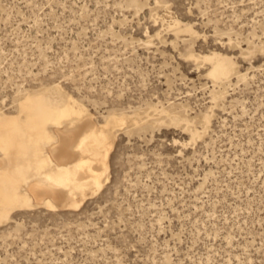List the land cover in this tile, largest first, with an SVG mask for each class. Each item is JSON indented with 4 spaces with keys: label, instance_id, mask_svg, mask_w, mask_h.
<instances>
[{
    "label": "rangeland",
    "instance_id": "obj_1",
    "mask_svg": "<svg viewBox=\"0 0 264 264\" xmlns=\"http://www.w3.org/2000/svg\"><path fill=\"white\" fill-rule=\"evenodd\" d=\"M54 85L145 124L79 210L0 226V264H264V0H0V111Z\"/></svg>",
    "mask_w": 264,
    "mask_h": 264
},
{
    "label": "bare ground",
    "instance_id": "obj_2",
    "mask_svg": "<svg viewBox=\"0 0 264 264\" xmlns=\"http://www.w3.org/2000/svg\"><path fill=\"white\" fill-rule=\"evenodd\" d=\"M170 23L177 34L181 32L178 21ZM184 32L198 36L191 27ZM232 42L228 37V44ZM201 59L211 64L208 77L215 83L235 72L231 58L213 52ZM205 121L209 124V118ZM129 123L145 124L138 116L123 114L95 123L84 105L58 85L27 94L16 114L0 111V226L16 212L79 210L108 180L114 130Z\"/></svg>",
    "mask_w": 264,
    "mask_h": 264
}]
</instances>
